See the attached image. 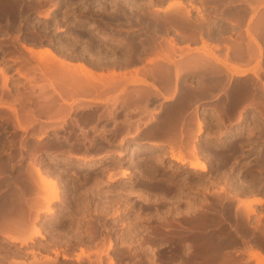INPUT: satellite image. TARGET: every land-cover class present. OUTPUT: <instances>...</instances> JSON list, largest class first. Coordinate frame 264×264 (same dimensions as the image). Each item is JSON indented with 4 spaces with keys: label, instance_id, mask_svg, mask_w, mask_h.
I'll return each mask as SVG.
<instances>
[{
    "label": "rangeland",
    "instance_id": "obj_1",
    "mask_svg": "<svg viewBox=\"0 0 264 264\" xmlns=\"http://www.w3.org/2000/svg\"><path fill=\"white\" fill-rule=\"evenodd\" d=\"M171 1L145 0V2L140 3V6L152 7L159 5L171 11L173 7H167ZM17 2H20L17 6L18 14H20L18 15L19 18L17 16L13 20L11 19L12 21H8L11 23L15 21L13 23H19V25L16 29L10 26L0 27V37L8 34L16 37L15 33L18 36L20 31L26 29L32 35H35L30 40V42L34 43H28L29 47L32 46L31 48L36 50L45 47L55 49L56 53L68 61L83 62L89 67L102 72H108L112 69L118 71V68L123 69V67L115 66L118 59L122 60L123 57L125 59L131 58L135 53L136 47L132 42L131 35L126 38V43H113V41L118 39L123 41L124 38L120 34H112L103 26L105 23L116 21V13L121 8L127 9L133 7L137 2L128 0H17ZM21 3L22 5L26 3L23 6L24 10L21 7ZM186 5L191 7L188 3ZM20 10L23 11L22 14ZM259 14V12L256 13L252 17V20L258 21L261 18ZM1 21L0 24L6 23V21ZM93 22L97 24L93 28L97 33L94 32L93 35H90L86 27L89 23ZM253 24L257 25L259 29V23ZM257 27L256 30H258ZM9 28L12 31H9ZM105 33L112 34V37H117L118 39L106 41L100 37V35H104ZM37 34L44 37L45 40L39 43L36 42ZM1 40L5 41L6 39L3 38ZM257 40L260 42L262 49H259L252 42L250 46L254 57L248 59L219 58L209 47L205 48V46L194 49L190 46L176 47V50L175 48L171 49L172 46L176 45L171 43L172 45L170 46L168 44L170 49L166 50L167 52L173 54L176 50V53L172 57L170 54L175 63L176 61L179 62L193 56L200 57V55L204 56L203 58H206V60L211 58V61L219 58L216 64L221 67L222 71H226L227 74L230 73L224 87L231 89L236 87V90L233 91L226 89L205 90V94L202 93L203 95L200 94L194 98H190L189 102L183 104V106V100H187V97L184 96L186 90L188 88L197 90L196 88H199L198 86L202 83L201 75L199 74L200 70L184 73L177 79L174 71L166 74L162 69L152 71L150 69L147 73L143 71V67L140 68L141 70L137 75L134 70L126 69V75L131 76L134 72L135 74L129 79L124 80L123 82L125 83H118L121 86L117 84L116 86L118 87L114 86L116 89L111 88L103 96L101 93L96 92L85 95L73 94L66 96L68 103L65 106L68 111L70 110V113L65 116L56 113V115L54 113L51 114L54 110L45 114L37 107V103L35 102L36 96L33 97L31 103L27 102V98L24 97L28 95V92L31 94L35 90V94H37L40 90L39 88H34L25 75L13 80L18 89L16 93L24 94L23 99L26 100V105L32 106L38 116L48 120L45 127L46 135H48L39 140L40 142L37 141L34 139L35 135L39 134L36 128L35 130L31 127L27 130L23 129L19 122V125L17 124L14 111L8 107L0 106V119H4L2 120L4 124L9 125V123L16 122L17 125L14 126L16 127L14 128L15 131L12 132V138L14 139H1L4 142V146L0 149V164H2L1 161L7 159L10 164L6 168H0V192L3 195L8 190L7 182L5 183L6 179L10 180V177L7 175L8 173L12 176L18 174L17 177L18 180L20 179V184L18 181L17 185H20V189L28 187V197H35L37 200L35 194L37 193L36 191L39 192V200H37L39 203L38 205L36 204L31 216L33 219L34 215L39 213L36 224L41 227L45 238L36 237L28 244L21 245L20 242L12 243L1 235L0 264H10L13 259L30 262L37 258L38 261H47L45 257L48 255L56 259L55 264H108L111 256L114 259L113 264H118L122 255H125L124 258L127 260L140 259L146 264L149 263L147 262L148 255L153 259L155 258V264H158V262L162 261V257H158V251L152 252L147 247L148 245L156 247L158 245L154 244V242L162 240L165 243H162L163 249L172 250V246H175V240H179L180 236L184 235L188 237L189 249L194 248L197 251L198 245H195V247L192 241L200 230L206 233L208 229L206 234H209L213 230L211 224H206V228L201 226L198 229L203 217L210 218L213 211L217 213L216 217L219 216L220 212L225 215L222 214L220 216L218 224L214 221L216 225L213 224L214 227L221 226L222 228L227 224L226 230H228L229 224H233L237 228H235L237 234H245L243 236V239H245L243 243L241 242V237L238 235V241L235 242L238 244L234 243L230 248H227L230 250L231 257L233 255L235 261L251 260L250 263L246 264H254V260L257 261L256 264H263L259 262L260 259L258 257H254L256 255L251 256L258 250L262 251V253L264 252V244L262 243L263 246L259 244L264 240V90H262L264 89L262 84L264 82V58L262 57L264 54V43L261 42L260 38ZM57 45H60V48H56L55 46ZM171 50L174 51L171 52ZM160 51L158 50V53H165V51ZM155 52L157 51L153 50L150 56H155ZM35 54L37 53L30 54L32 56L30 57L34 60V66L30 65L26 72L28 75L34 74L40 79L42 74L38 72L36 74L35 70L39 69L40 71L39 67H41L42 63L38 55L36 56ZM258 58L259 60H257ZM103 60H107L108 64H102ZM150 65L152 64L148 61L145 67ZM132 66L135 65H129L128 68ZM162 67L164 68L162 65L159 68ZM236 67L238 69L248 68L249 70L244 72L245 75H241L235 73ZM255 67H258V70ZM253 68L256 69V72L258 71L257 76L255 69L252 70ZM107 69L108 71H106ZM6 72L8 81L7 85H4L3 74L0 70V92L2 91L4 99L8 100L11 96L9 94L10 90L7 87H10L12 84V77L9 71L6 70ZM154 73L157 75H154ZM229 80L231 83H229ZM150 83L160 87L166 97L154 90ZM27 85L29 89H24ZM12 92L14 91L12 90ZM123 96L124 98L127 97L126 100ZM151 96L155 97L154 102H150L152 101L150 100ZM117 98L118 102H116ZM4 99L0 100V105H4L2 104L6 102ZM236 100L238 101L236 102ZM59 102L62 101L58 98L54 107L57 108ZM175 106L181 107L176 108ZM174 107L180 111L182 110L178 115L177 128L180 127L184 118L191 117V133L188 139L190 144L188 143V146L190 145V148L193 149L192 152L190 151L191 155L193 153L192 156L188 154L190 153L189 150L188 152L186 151L187 153L184 152V148L181 150L176 146L177 151L173 149L172 145L169 144L170 142L166 141V138L162 145H153L149 142L153 141L152 138H154V135H150V132L160 129L161 126L163 127V122L172 114L171 112ZM174 110L173 112H175ZM242 110L246 112V117L238 122V117ZM257 110H261V112ZM254 115L257 116L255 117ZM74 117L79 119L84 131H81L76 125L72 124L74 123V121L72 122ZM199 117H203L202 120L205 121L202 133H198L197 122ZM138 123L140 128L137 130ZM163 128H161L160 132H162ZM157 131L159 133V130ZM0 132L1 137L8 133L6 128ZM20 133L24 137L15 140V138L19 137ZM131 134H134V136H131ZM64 136L66 138H63ZM123 136L126 137V142L120 143V138ZM161 136L160 138L162 139L163 135ZM137 138H143L149 143L146 142L143 144L144 146L140 145L133 151ZM160 138H158L159 141L161 140ZM71 141H74V143H71ZM35 143L40 144L38 146ZM41 145L46 146L41 147ZM34 146H37L39 151L35 159L36 164L42 170V174H45V178L48 179L51 176L56 178L58 184L55 187L57 190L60 189L61 192L58 190L60 198L52 201V211L48 213L41 209H44L47 205L49 197L53 194L54 186L51 185V187L47 182L45 184L41 183L42 180H39L37 174L33 179L29 178V175L27 176L28 163L35 157L32 154ZM206 148L209 149V153H207L208 150H205ZM179 149L181 153H185V155L183 154L184 156L188 154L192 159L197 157L206 162L209 164V169L202 171L200 168H193L190 161L179 163L171 157L172 152L176 151L175 153H178L180 152ZM194 151L197 153H194ZM69 152L79 157H67ZM221 153L225 155H223V159L221 158ZM25 154L26 158L23 159ZM219 155L221 156L219 157ZM124 170L127 172L126 176H119ZM111 174H118V177L110 181L108 177ZM47 175L48 177H46ZM142 181L143 183L147 182V186L144 185L146 186L144 190ZM150 182L151 184H149ZM139 184L142 186V189L139 188ZM160 184L164 188H160ZM170 185H173L170 188L171 191L169 190ZM175 193H177L176 197ZM212 194H216L215 199L217 200H214ZM220 194H222L223 199ZM229 194L234 198L232 199ZM176 198L177 201L175 200ZM255 198H261L262 202L253 201L252 207L254 212L250 216H246L244 214L245 205L241 200H254ZM218 206L221 209L216 210ZM223 206H227V210ZM241 210H244V212ZM34 212L36 213L34 214ZM226 215L231 218L229 219ZM200 217L202 220H199ZM181 220L184 221L181 222ZM240 220L244 223H241ZM188 222L190 227L185 226ZM237 223L241 224L238 225ZM242 225L244 228L240 227ZM193 226L194 228H191ZM251 228L257 230L254 231ZM258 230L263 231L262 236H259L261 239L257 236V234L260 235L258 233L260 231ZM6 232L23 239L29 234L30 230L21 232L6 230ZM191 233L194 235V238ZM110 242L112 243L111 246L109 245ZM191 244H193V247ZM256 244L260 246L257 245L258 248H255L257 247ZM243 245H248L246 247L250 249L248 253L239 247ZM82 248L88 251L91 249L93 251L102 250V252L99 256H96L98 254L97 251L92 253V255L90 253L91 261L88 260L90 257L85 256V254L81 256L83 260H77V254L81 253ZM56 249L59 251L58 256L55 253ZM31 250L34 251L32 252L37 256L36 258L33 257ZM64 252L69 255V259L62 257V253ZM192 258L194 257H190L189 260ZM37 264L40 263L38 262Z\"/></svg>",
    "mask_w": 264,
    "mask_h": 264
},
{
    "label": "bare ground",
    "instance_id": "obj_2",
    "mask_svg": "<svg viewBox=\"0 0 264 264\" xmlns=\"http://www.w3.org/2000/svg\"><path fill=\"white\" fill-rule=\"evenodd\" d=\"M91 1H93V0H91ZM128 1H134L135 3H136V1L135 0H128ZM150 1V0H149ZM153 1V0H152ZM133 2V3H134ZM187 2V1H186ZM20 3V2H19ZM19 3L17 2V0H0V22H2L1 20H3V21H6V23H11V22H9L8 20H13L15 17H17L18 15H20V14H18V10H17V6L19 5ZM24 3V2H23ZM154 3V2H153ZM26 4V3H25ZM25 4H23L22 5V3H21V7H22V9H23V6L25 5ZM147 4H149L148 2H147ZM159 4V3H158ZM162 4V3H161ZM187 3H185V1L184 0H172L171 2H169V4H168V6L167 7H173V10H171V11H169L168 9H165L166 11V13H168V12H170L171 13V18L172 19H174V20H176V21H178V22H186V24L188 23V21H190L191 20V16L190 15H192L191 14V10L192 9H190V7L189 6H187L186 5ZM189 4V3H188ZM154 5V4H153ZM192 5V4H191ZM29 6V5H28ZM133 6V5H132ZM156 7H158V9L156 10L157 12H159L160 11V6L158 5V6H156ZM28 9V8H27ZM122 9V8H121ZM120 9V10H121ZM130 9V8H129ZM128 8L126 9V10H129ZM24 10V9H23ZM21 11V10H20ZM26 11V10H25ZM22 12L23 11H21L20 13L22 14ZM119 12V11H118ZM108 15V14H107ZM115 15V14H114ZM110 16V15H109ZM18 18H19V16H18ZM21 18H22V16H21ZM11 20V21H12ZM19 20V19H18ZM13 22H15V21H13ZM12 22V23H13ZM191 23H192V20L190 21ZM190 22H189V24H190ZM259 23V25L258 26H260V25H264V17H262V18H260L258 21H257V24ZM263 23V24H262ZM15 24H17V23H14V25ZM112 24H114V23H105V25L103 26L105 29H107L108 31H110L112 34H120L121 36H122V38H124V40L122 41V40H120V39H118L117 37H112L111 35L112 34H104V35H100V37L101 38H103V39H105L106 41L107 40H109V39H118V40H115V41H113V43H118V44H121L122 42H124V43H126L127 42V40H126V38L124 37V35H123V32L122 33H116V32H114V30L111 28V26H112ZM180 24H182V23H180ZM188 24V25H189ZM192 25H194V23H192ZM97 26V24L96 23H89V25H87V27H86V29H87V31H88V33H90V35H93V33L95 32V33H97V31H94L93 30V28H95ZM14 26L12 25L11 26V28H13ZM187 27V26H186ZM189 27V26H188ZM11 28H9V29H11ZM2 29V28H1ZM14 29V28H13ZM257 29H258V27H257ZM259 29H260V27H259ZM26 30V29H25ZM95 30H98V29H95ZM131 30V29H130ZM10 31V30H9ZM14 31V30H13ZM28 31V30H27ZM132 31V30H131ZM134 32V31H133ZM133 32H131V33H133ZM7 33V32H6ZM9 33V32H8ZM29 33H30V35L32 36V37H35V35H32L31 34V32L29 31ZM127 33H128V31H127ZM134 34V33H133ZM125 35H128V34H125ZM130 35V34H129ZM135 35H136V33H135ZM135 35L133 36L132 34H131V36H132V39L135 37ZM20 36V35H19ZM120 36V37H121ZM16 37H17V35H16ZM92 37V36H91ZM258 39V38H257ZM256 39V37H253L252 36V38H251V40H253V42L255 43V45H257V47H259V49H262L261 47V45H260V42L258 41ZM133 40H135V39H133ZM1 41V43L2 42H5V41H2V40H0ZM49 41H51V40H49ZM133 42V41H132ZM52 43V42H51ZM134 43H135V41H134ZM206 43V42H205ZM32 44V43H31ZM54 44V43H53ZM57 44H59V43H57ZM173 44V43H172ZM171 43H170V46L172 45ZM36 45V44H35ZM174 45H176L175 43H174ZM208 44H205L204 46H205V48L206 47H208L207 46ZM48 46V45H47ZM52 46V45H51ZM54 46V45H53ZM32 47V46H31ZM31 47H29L28 46V44H26V48H27V50H28V52L30 51V53L29 54H32V53H37V54H35L36 56L38 55V58L40 59V61H41V67H39L40 68V71H39V69H37V71L35 70V73L36 72H38L39 74H42V77L40 76V79L39 78H37V76L36 75H28L27 74V72H25L24 73V75L26 76V78L30 81V84L35 88H39V90H40V92H37V94H35V90L33 91V92H31V94L28 92V95H25V97H24V94H21V93H14V92H12V90L10 89V87L8 86L7 88L10 90V99H8V100H6V99H4V95H3V92L1 91L0 92V100H3L4 99V101H6V102H4V103H2V104H4V105H0L1 107H8L9 109H11L12 111H14V114H15V117H16V122H17V124H18V122H19V124H20V126H22L23 127V129H29L30 127L31 128H33V130H35V128L39 131L38 133L39 134H37V135H35V138L34 139H36L37 141H39V140H42L45 136H47L46 135V124L48 123V120L47 119H44V118H42V117H40V116H38L37 114H36V111H35V109L32 107V106H28V105H26V100H24L23 99V97L24 98H27V102H29V103H31L33 100V97L34 96H36V98H35V102L37 103V107L40 109V110H42L45 114H48L50 111H53L54 110V112H51V114L52 113H56V114H60V115H63V116H65V115H68L69 113H70V110L68 111L67 109H66V106H65V104H67L68 103V101H67V98H66V96H68V95H73V94H81V95H85V94H88V93H93V92H96V93H101L102 94V96H103V94L104 93H106V92H108L111 88H115L116 89V87H118L120 84H122V83H125V82H123L124 80H126V79H129L132 75H134L135 74V72H136V74L141 70L140 69V67H136L135 69H133L135 72L134 73H132V75L130 76H128V75H126V73H125V71H117V70H115V69H112V70H109L108 72H102V71H98V70H96L95 68V70L93 69V68H91V67H89L88 65H86L85 63H83V62H71V61H68V60H66V59H64L63 57H61V55H59L58 53H56L53 49H51V48H49V47H45V48H43V49H39V50H36V49H34V48H31ZM60 48V45H57V48ZM135 47L137 48V46H136V43H135ZM54 48V47H53ZM164 48L165 47H163V49L160 51V52H162V51H165V53H158V50H155V51H157V52H155L156 53V55L154 56H151L150 58H149V61H150V63L152 64V65H150V66H147V67H145V68H143V71H146L147 73L150 71V69H151V71L152 70H155V69H158V70H163V72L164 73H166V74H170L172 71H174L175 72V75H176V78L178 79L179 77H181L184 73H190V72H195V71H197V70H200V75H201V79H202V83L198 86L199 88H196L197 90H195L194 88H188V90H186V93L184 94V96H186L187 97V100H183V102H182V106H183V104H185V103H188L189 102V99L190 98H194V97H196L197 95H203V94H205L204 92H206V91H212V90H214V89H221V90H223V89H226V90H236L235 88H229V87H224V86H226L225 85V83H226V81H227V79H229V74H227L226 73V71H222L221 70V67L220 66H218V64H216V62H218V59H215V60H213V61H211L210 59H208V60H206V58H203L204 56H202V55H200V57H198V56H190V57H192V58H187V59H184V60H181V61H176V63L172 60V56H173V54L174 53H176V50H177V48H176V46H172L171 47V49L172 48H175L176 50H175V52H173L172 50H171V52H173V54H171L170 52H167L170 48L168 47H166L165 48V50H164ZM59 50V49H58ZM57 50V51H58ZM137 50H138V48H137ZM136 49H135V51H137ZM167 50V51H166ZM261 52V51H260ZM206 53V52H205ZM170 54H171V57H170ZM207 54V53H206ZM92 56V55H91ZM202 56V57H201ZM216 56V55H215ZM252 56H253V54L251 55V58H252ZM32 57V56H31ZM133 57V56H132ZM131 57V58H132ZM217 57V56H216ZM254 57V56H253ZM130 57L129 58H127V59H125V57H123L122 58V61H125V62H128L130 59H131ZM213 59V58H212ZM119 60V59H118ZM132 60V59H131ZM221 60V59H220ZM257 60H259V58L257 59ZM30 61H31V63H30V65H32V67L34 66V63H33V59L32 58H30ZM160 61H162V62H160ZM108 61L107 60H103L102 61V64L103 63H105V64H108L107 63ZM119 62H120V60H119ZM132 62V61H131ZM220 62V61H219ZM221 62H222V60H221ZM258 62V61H257ZM174 63V64H173ZM126 64V63H125ZM129 64V63H128ZM130 64H132V63H130ZM164 66V68L162 67V68H159L160 66ZM30 67V66H29ZM28 67V68H29ZM235 67V66H234ZM4 68V67H3ZM255 68H257V70H258V67H255ZM255 68H253L252 70H254ZM145 69V70H144ZM1 71H2V74H3V78H4V85H7V81H8V75H7V72H6V69L4 68V69H2V67H1V69H0ZM247 70H249L248 68L247 69H244V68H240V69H238L237 67L235 68V73H239V74H241V75H245L244 74V72L245 71H247ZM142 71V72H143ZM259 71H260V68H259ZM254 72V71H253ZM258 72V71H257ZM256 72V69H255V73H256V76H257V73ZM247 73V72H246ZM37 74V73H36ZM39 74H38V77H39ZM139 74V73H138ZM137 74V75H138ZM145 74V73H144ZM145 75H147V74H145ZM154 75H157V74H155L154 73ZM233 75V74H232ZM259 76V75H258ZM139 77V76H138ZM143 78V77H142ZM261 79V78H260ZM263 79V78H262ZM142 80V79H141ZM262 81V80H261ZM121 82V83H120ZM131 82V81H130ZM133 82V81H132ZM247 82V81H246ZM118 83H120V84H118ZM229 83H231L230 82V80H229ZM261 83V82H260ZM26 84V83H25ZM118 84V86H116ZM151 84V83H150ZM263 84V86H264V82L262 83ZM229 85V84H228ZM26 86V85H25ZM114 86H116V87H114ZM121 86V85H120ZM232 86V85H231ZM260 86V85H259ZM262 86V87H263ZM151 87L154 89V90H156V91H158L160 94H162V95H164L163 93H162V90H161V88L160 87H158V86H156V85H154V84H151ZM258 87V86H257ZM261 87V88H262ZM26 88H28V85H27V87ZM254 88V87H253ZM29 89V88H28ZM259 89H260V87H259ZM206 90V91H205ZM225 90V91H226ZM262 90H264V89H262ZM175 91H176V86H175ZM228 92V91H227ZM231 92V91H230ZM22 93H24V92H22ZM203 93V94H202ZM223 93V92H222ZM226 93V92H225ZM35 94V95H34ZM228 94H229V92H228ZM108 95V94H107ZM225 95H227V94H225ZM114 96V95H113ZM116 96V95H115ZM125 96V95H124ZM124 96H123V98H124ZM127 96V95H126ZM183 96V95H182ZM228 96V95H227ZM226 96V97H227ZM107 97V96H106ZM109 97H110V94H109ZM117 97V96H116ZM164 97H166L165 95H164ZM225 97V98H226ZM61 99V101L62 102H59L58 103V107L56 108V107H54V105L57 103V99ZM105 98V97H104ZM119 98V97H118ZM118 98H117V101L116 102H118L119 100H118ZM122 98V99H123ZM126 98L127 97H125L124 99L126 100ZM168 98V97H167ZM183 98V97H182ZM255 98V97H254ZM110 99V98H109ZM229 99V98H228ZM106 100H108V99H106ZM114 100V99H113ZM226 100V99H225ZM233 100V99H232ZM240 100H243V99H240ZM255 100V99H254ZM254 100L252 101V104H253V102H254ZM238 100H236V102H237ZM256 101V100H255ZM102 102H103V100H102ZM106 102V101H105ZM226 102V101H225ZM232 102H234V101H232ZM240 102V101H239ZM238 102V103H239ZM20 103V104H19ZM110 103V102H109ZM112 103V102H111ZM221 103V102H220ZM230 103V102H229ZM16 104H17V106H16ZM20 106H19V105ZM114 104V103H113ZM188 105V104H187ZM208 106V105H207ZM206 106V107H207ZM216 106V105H215ZM176 107V106H175ZM175 107H174V109H175ZM179 108L181 107V106H178ZM178 107H176V108H178ZM172 109V114L169 116V118H167L164 122H163V127L161 126V128H163L162 129V132H160V130H161V128L160 129H155L156 130V132H155V130L154 131H151L150 132V135H154V138H152L153 139V141L151 140V141H149L150 143H152L153 145H159V144H161L162 145V143H164V139L166 138V141H169L170 143L169 144H171L172 145V147H173V149H175L176 150V146L177 147H179L181 150L183 149V151L184 152H188V150H189V152L191 151L192 152V148H190L191 146L189 145L188 146V143H189V135H190V133H191V122H192V120L190 119L191 117L190 116H188V115H186V116H188V118L186 117V118H184V120L181 122V125H180V127L179 128H177L176 126H177V119H178V115H179V112H182V110L180 111L179 109ZM184 109V108H183ZM211 109V108H210ZM212 109H213V107H212ZM173 110L175 111V112H173ZM217 110V109H216ZM247 110V109H246ZM114 111V110H113ZM167 111H170V110H167ZM166 111V112H167ZM209 111V110H208ZM257 111H260L261 112V110H257ZM212 112H213V110H212ZM218 112V111H217ZM220 112V111H219ZM203 113V112H202ZM246 112H244V110H242L241 112H240V114H239V117H238V122H240V121H242L243 119H244V117H246L245 114ZM263 113V112H262ZM261 113V114H262ZM55 114V115H56ZM110 114H111V112H110ZM109 114V115H110ZM169 114V113H168ZM197 114V113H196ZM215 114H217V113H215ZM220 114V113H219ZM255 114V113H254ZM264 114V113H263ZM112 115V114H111ZM192 116H193V114H191ZM218 115V114H217ZM221 115V114H220ZM219 115V116H220ZM255 116V115H254ZM257 116V115H256ZM255 116V117H256ZM261 116H263V115H261ZM196 118H197V116H196ZM205 118V117H204ZM220 118H221V116H220ZM219 118V119H220ZM203 119V117L201 118V117H199L198 118V122H197V120H196V122L198 123V133H202V131H204V126H205V121L204 120H202ZM222 119V118H221ZM2 120H4V119H2ZM1 119H0V131H3V129H4V126L3 125H5L4 124V121H2ZM74 121V123H72L73 125H76L81 131H84V128L81 126V124H80V122H79V119L78 118H76V117H74L73 119H72V122ZM16 122L14 123H11V126H17L16 125ZM18 124V125H19ZM13 126V129L14 128H16V127H14ZM140 125H139V123L137 124V127H136V129L138 130L140 127H139ZM1 128H2V130H1ZM157 130H159V133H158V131ZM85 131H86V129H85ZM129 132V131H128ZM0 135H1V132H0ZM148 135V134H147ZM161 135H163V140L160 138V136ZM131 136H134V134H131ZM156 136V137H155ZM159 136V137H158ZM160 138L161 140L159 141V139L158 138ZM162 137V136H161ZM63 138H66L65 136L63 137ZM155 138H157L156 140H154ZM1 139H3L1 136H0V149H2V147L4 146V142L3 141H1ZM188 140V141H187ZM227 140V139H226ZM44 141V140H43ZM217 141V140H216ZM40 142V141H39ZM42 142V141H41ZM124 142H126V137L125 136H123V137H121L120 138V143H124ZM146 142H148L147 140H145V139H140V138H137V140H136V146L133 148V151L135 150V149H137L140 145L142 146L144 143H146ZM148 142V143H149ZM218 143V142H217ZM35 144H38V143H35ZM40 144V143H39ZM39 144H38V146H39ZM190 144V143H189ZM174 145V146H173ZM42 146H46V145H41V147ZM144 146V145H143ZM194 147V146H193ZM46 148V147H45ZM186 148V149H185ZM179 149V150H180ZM43 150H45L44 148H43ZM49 150V149H48ZM175 150H173V151H175ZM181 150H180V152H178V153H173L172 152V156L171 157H173V159H175V160H177L179 163H185V162H188V161H190L191 162V167H193V168H200L202 171H207L208 169H209V164H207L206 162H204V161H202V160H200L199 158H195L194 157V159H192L191 158V156L193 155V153H192V155H191V152L190 153H188L189 155H191V156H189L188 154L186 155V156H184L185 155V153L183 152V153H181ZM196 150H198V149H196ZM205 150H208V152L207 153H209V149H205ZM211 150V149H210ZM217 150V149H216ZM51 151V150H50ZM186 152V153H187ZM196 151H194V153H195ZM206 152V151H205ZM216 152V151H215ZM38 153H39V151H38V149H37V146H34V148H33V152H32V154H33V156H35L34 157V159H30L31 161H29V163H28V173H27V176L29 175V178H34V177H36L37 175H38V177H39V180L41 179L42 181H41V183H46L47 182V184L49 183L50 184V186L52 185V186H54V191H53V194L51 195V197H49V199H48V202H47V205L44 207V209L42 208L41 210L42 211H46L47 213L48 212H51L52 211V201H54V200H58L59 198H60V196H59V193H58V190H59V192H60V189H58L57 190V186H56V184H58L57 183V181H56V178H53L52 176H51V178H45V174L43 173L42 174V170L40 169V167L36 164V162H35V159H36V157H37V155H38ZM44 153V152H43ZM59 153V152H58ZM197 153V152H196ZM213 153V152H212ZM218 153V152H217ZM216 153V154H217ZM220 153V152H219ZM105 154V153H104ZM184 154V155H183ZM214 154V153H213ZM222 154V153H221ZM226 154V153H225ZM61 155V154H60ZM65 155V154H64ZM101 155V154H100ZM99 155V156H100ZM215 155V154H214ZM213 155V156H214ZM223 155L224 154H222V156L221 155H219V157L221 156V158L223 157ZM74 156H78V155H76V154H72V152L70 153L69 152V154L67 155V157H74ZM196 156V155H195ZM225 156V155H224ZM63 157H65V156H63ZM79 157V156H78ZM189 157V158H188ZM209 157V156H208ZM218 157V156H217ZM210 158L212 159V157H211V155H210ZM223 159V158H222ZM222 159H220V160H222ZM220 160H219V162H220ZM2 162V164H0V168H6L7 166H9V161H8V159L7 160H5V161H1ZM222 162H224V161H222ZM26 173V172H25ZM37 174V175H36ZM126 174H127V172H126V170H124V171H122V173H120V175L119 176H122V177H125L126 176ZM9 177H10V180H8V179H6L5 180V183H6V185L8 186L7 187V191L2 195L1 194V192H0V236L1 235H3L4 237H6L7 239H9L10 240V242H12V243H16V242H20V244L21 245H25V244H28L30 241H33L34 240V238H36V237H40V238H45V234L43 233V231L41 230V227L40 226H38L37 224H36V220H38V217H39V213L38 214H35L36 212H34V218L32 219V214H33V211H34V209H35V207H36V204L38 205V201L37 200H39V192L38 191H36L35 193L37 194H35V196L37 197V200L35 199V197H28L27 196V193H28V187L26 188L25 186V188L22 190V189H20L21 187H19L18 185H17V182L19 181V184H20V179L18 180V174L17 175H15V176H12L10 173H8L7 174ZM36 175V176H35ZM46 177H48V175L46 176ZM118 177V174L116 175V174H111V175H109V177H108V180H110V181H113V180H115L116 178ZM140 182V181H139ZM136 183V182H135ZM138 183V182H137ZM142 183H143V181H142ZM179 183H181V182H179ZM141 184V183H140ZM139 184V185H140ZM149 184H151V182L149 183ZM148 184V186H150ZM21 185H23V184H21ZM134 185V184H133ZM144 185H146L147 186V182L145 183H143V186ZM177 185V184H176ZM49 185H48V187H50ZM51 186V187H52ZM56 186V187H55ZM146 186H144V188H143V190L145 189V187ZM168 186V185H167ZM171 186V185H170ZM174 186H175V184H174ZM179 186V185H178ZM177 186V187H178ZM142 186L140 185L139 186V188H141ZM164 188L163 187V185L161 186V184H160V188ZM173 187V185L171 186V187H169V190H170V188H172ZM147 188H149V187H147ZM166 188H168V187H166ZM174 188H176V187H174ZM173 188V189H174ZM179 188V187H178ZM142 189V188H141ZM180 189H182V188H180ZM240 189V188H239ZM53 190V189H52ZM142 190V191H143ZM148 190V189H147ZM152 190V189H151ZM175 190H177V189H175ZM238 190V189H237ZM158 191V190H157ZM171 191V190H170ZM180 191V190H179ZM217 191V190H216ZM233 191V190H232ZM148 192V191H147ZM165 192V191H164ZM173 192V191H172ZM211 192V191H210ZM220 192H221V190H220ZM234 192V191H233ZM61 193V192H60ZM163 193V192H162ZM166 193H167V191H166ZM213 193V192H212ZM238 193V192H237ZM157 194V193H156ZM176 194L177 193H175L174 195H175V197H176ZM231 194V193H230ZM229 194V195H230ZM239 194V193H238ZM150 195V194H149ZM152 195V194H151ZM161 195V194H160ZM165 195V194H164ZM168 195V194H167ZM213 195V194H212ZM221 195V197H222V199H223V196H222V194H220ZM234 195V194H233ZM163 196V195H162ZM214 196V200H217V199H215L216 198V194L215 195H213ZM161 197V196H160ZM179 197V196H178ZM230 197H231V195H230ZM237 197H238V195H237ZM226 198H227V196H226ZM225 198V199H226ZM232 198V197H231ZM234 198V197H233ZM232 198V199H233ZM35 199V200H34ZM231 199V200H232ZM176 201H177V198L175 199ZM227 200V199H226ZM225 200V201H226ZM228 200H229V198H228ZM174 201V200H173ZM203 201V200H202ZM233 201V200H232ZM253 201H257V202H262V199L261 198H255L254 200H241V202L245 205V208H244V210H245V215L246 216H250V214L252 213V212H254V209H253V207H252V202ZM206 202H208V201H206ZM214 202V201H213ZM212 202V204H214ZM217 202V201H216ZM209 203L211 204V202L209 201ZM218 203V202H217ZM231 203V202H230ZM215 205H216V203H215ZM212 206V205H211ZM228 206V205H227ZM226 206V207H227ZM215 207V206H214ZM217 207V206H216ZM220 206H218V208L216 209V210H219V209H221V208H219ZM223 207H225V206H223ZM222 207V208H223ZM225 207V208H226ZM200 208V207H199ZM204 208V207H203ZM228 208V207H227ZM227 208H226V210H227ZM212 209V208H211ZM210 209V210H211ZM40 210V209H39ZM40 210V211H41ZM158 210V209H157ZM206 210V209H205ZM204 210V211H205ZM209 210V209H208ZM235 210V209H234ZM244 210H241V211H243L244 212ZM221 211V210H220ZM212 212V211H211ZM223 212V211H222ZM236 212V211H235ZM218 213H219V211H218ZM216 212H212V216L210 217V218H207V217H203V220L201 219V217L199 218V220H202V222L200 223V226H198L197 228L198 229H200L201 228V226H203V227H207V225L206 224H208V225H210L211 224V227H214L213 226V224H214V221H216L215 223H217L218 222V220L220 221V216H222V214L223 213H219V216L218 217H216ZM227 214V213H226ZM229 214H230V212H229ZM210 215V214H209ZM224 215V214H223ZM228 215V214H227ZM226 215V216H227ZM236 215H238V214H236ZM235 215V216H236ZM225 216V215H224ZM242 216H243V214H242ZM245 216V217H246ZM228 217V216H227ZM227 217H225V218H227ZM244 217V216H243ZM229 218V217H228ZM228 218L226 219V220H228ZM231 218V217H230ZM229 218V219H230ZM239 218V217H238ZM238 218H237V220H238ZM185 219V218H184ZM186 220V219H185ZM224 220V219H223ZM225 220V221H226ZM232 220H233V218H232ZM234 220H235V218H234ZM242 220V219H241ZM240 220V221H241ZM184 220H181V222H183ZM187 221V220H186ZM229 221V220H228ZM236 221V220H235ZM176 222V221H175ZM178 223H179V221H177ZM195 222V221H194ZM223 222V221H222ZM187 223V222H186ZM186 223H184V224H186ZM219 223V222H218ZM217 223V224H218ZM221 223V222H220ZM230 223H231V220H230ZM241 223H244V222H242L241 221ZM241 223H239V224H241ZM224 224V223H223ZM226 224V223H225ZM235 224V223H234ZM238 224V223H237ZM238 224V225H239ZM204 225H206V226H204ZM215 225V224H214ZM220 225V224H219ZM238 225H237V227H238ZM174 226V225H173ZM180 226V225H179ZM185 226H189V222H188V224H186ZM216 226V225H215ZM225 226V225H224ZM226 226H227V224H226ZM226 226L225 227H222L221 228V226H217V227H215V229H213L212 231H210L209 232V234H206L207 233V230H206V233L204 232V233H199L198 231V233H196V234H198V235H196L195 234V232H194V230H193V232H194V234L197 236H195V241L193 240H191L190 239V237H192L193 236V238H194V235L192 234V236L190 235V237H189V239L193 242V244H194V246L196 245H198V250L196 251L194 248L193 249H189V243H188V240H187V242H186V247H183V246H180V244L183 242V241H185V239H187L188 237H186V236H180V239L179 240H175V246H173V249H172V253H173V256L176 258V259H178L179 257H181L182 255H183V251H184V254H185V251L187 252L186 253V257H183V259H187V260H189L190 259V257H194V258H192L191 260H189V261H195L196 259H198L199 257H203L206 261H208V262H212V263H218V262H220V264H224L225 262H227L228 260H232L233 259V255H232V257H231V253H230V251H226L227 250V248L229 247L230 248V246L231 245H234V243L236 242V241H238V235L239 234H237V231H236V226H233V224L232 225H230L229 224V228H227L228 230H226ZM246 226V225H245ZM176 227V226H175ZM190 227V226H189ZM228 227V226H227ZM240 227H243V225L242 226H240ZM180 228V227H179ZM185 228V227H184ZM183 228V229H184ZM188 228V227H187ZM191 228H194V226L193 227H191ZM236 228V229H235ZM239 228V227H238ZM244 228V227H243ZM246 228V227H245ZM195 229H196V227H195ZM241 229V228H240ZM254 229V228H253ZM252 228H251V230H253ZM262 229V228H261ZM260 229V230H261ZM6 230H13L14 232H21V231H25V230H30V232H29V234L25 237V238H23V239H21V238H19V237H17L16 235H14V234H9V233H7L6 232ZM188 230V229H187ZM257 229H254V231H256ZM260 230H258V231H260ZM189 231V230H188ZM247 231V230H246ZM182 232V231H181ZM240 232V231H239ZM249 232H251V231H249ZM184 233V232H183ZM186 233V232H185ZM258 233H260V235H258L257 234V236L259 237V236H262L261 234L263 233V231L261 232H258ZM187 234V233H186ZM241 235V234H240ZM239 235V236H240ZM245 235V234H244ZM247 235V234H246ZM264 235V234H263ZM174 236H176V235H174ZM189 236V235H188ZM249 236H250V233H249ZM253 236V235H252ZM255 236V235H254ZM256 236V238H258ZM173 237V236H172ZM174 238V237H173ZM178 238V237H177ZM256 238H255V240H256ZM260 239H261V237H259ZM176 239V238H175ZM263 239H264V236H263ZM262 239V240H263ZM161 240V239H160ZM166 240V239H165ZM259 240V239H258ZM173 241H174V239H173ZM173 241H172V243H173ZM191 241H189V242H191ZM257 241V240H256ZM261 241V240H260ZM264 241V240H263ZM260 242L259 244H264V242ZM159 242V241H158ZM169 242V241H168ZM163 242H162V240L157 244L158 246H156V247H159V245H161ZM195 243H198V244H195ZM257 243V242H256ZM163 244H165V243H163ZM193 244H191V246L193 247ZM235 244H238V243H235ZM259 244H256V246L257 245H259ZM263 244H262V246H263ZM109 245L111 246L112 245V243L110 242L109 243ZM170 246H171V244H169ZM179 245V246H178ZM195 246V247H196ZM255 246V245H254ZM253 246V247H254ZM260 246V245H259ZM191 247V248H192ZM252 247V246H251ZM86 248V247H85ZM255 248H258V246L257 247H255ZM261 248V247H260ZM262 249V248H261ZM192 250H195V251H193V252H191ZM33 250H31V252H32ZM55 251V250H54ZM88 250H85V249H81V253H79V254H77V260H79V259H81V260H83L82 258H81V256L83 255V254H85V256H87V257H90V253H91V255H92V253H94L95 251H97V253L98 254H96V256L98 255L99 256V254L101 255V252H102V250L101 251H98V250H89L88 252H87ZM92 251V252H91ZM153 251H154V253H155V250L153 249ZM253 251V250H252ZM256 251V250H255ZM34 252V251H33ZM33 252H32V254H33ZM55 253H56V255L58 256V254H59V251L56 249V251H55ZM264 253V252H263ZM262 253V251H260V250H258V251H256V253L254 252L251 256H254V255H256V256H254V257H258L259 259H260V263H263L264 264V254ZM251 254V253H250ZM14 255H15V253H14ZM13 255V256H14ZM16 255H18V254H16ZM46 256V255H45ZM85 256H83V257H85ZM17 257V256H16ZM33 257H37L36 255H34L33 254ZM56 257V256H55ZM62 257L64 258V259H69V255L66 253V252H64V253H62ZM100 259H101V257H99ZM150 258H152V257H150ZM257 258V259H258ZM45 259H47V261L45 260H43V261H38L37 260V258L36 259H34L33 261H30V262H25V260L24 261H22V260H12V262L10 263V264H37L38 262L41 264H55V261H56V259L55 258H52V257H49V255L48 256H46L45 257ZM100 259H98V260H100ZM153 259V258H152ZM258 259V260H259ZM35 260H37V261H35ZM40 260V259H39ZM80 260V261H81ZM88 260H92L91 259V257H90V259L88 258ZM113 262H114V259H113V256H111L110 257V264H113ZM258 262V263H259ZM108 263V264H109ZM57 264V263H56Z\"/></svg>",
    "mask_w": 264,
    "mask_h": 264
},
{
    "label": "flooded vegetation",
    "instance_id": "obj_3",
    "mask_svg": "<svg viewBox=\"0 0 264 264\" xmlns=\"http://www.w3.org/2000/svg\"><path fill=\"white\" fill-rule=\"evenodd\" d=\"M135 1L138 4L136 3L135 6L130 7V9L128 8L129 10L124 8L121 9L116 13L117 20L110 22L114 23L111 26L114 32H123L125 38L130 37L131 34L134 36L136 33L133 38L135 40L131 39L133 43L135 41L138 50L136 48L137 51H135L133 57L131 58L132 60L130 59L128 62H125L120 59V62L119 60L117 61L115 66L123 67V69L118 68V71H126V69L133 70L136 67L145 68V65L151 57L150 53L153 50H162L163 47H168V44L170 43H175L178 48L186 46L201 48L205 44H208L207 46L219 58L223 59H248L251 58L252 54L254 56L250 46L253 42V40H251L252 36L260 38L261 42L264 43V25H260V29L256 30L257 25L255 26L253 23H257V20H252V17H254L258 12L260 13L259 15H261V18L264 17V6H260V3L264 0H184L191 6V20L194 25L190 22L191 20L186 24V22H178L172 19L171 13L165 12L166 8L161 7L160 11L157 12L156 10L158 7L156 6H140V3L145 2V0ZM12 25L14 26L13 28L16 29L19 23L15 25L14 23H1L0 27H11ZM10 31H12V29H10ZM15 35L17 34L15 33ZM3 38L7 41L2 43L0 42V67H4L7 71H9V74L12 77L10 89L16 94V90L18 89L15 86V81L13 80L18 79L19 77H24V73L30 66L31 55L26 48V44L34 43L30 42V40L34 37L30 35L29 31L24 30L19 32L17 38L14 35L9 34L0 37V40ZM43 40H45L44 37L38 36L36 42L39 43ZM55 47L57 48V46ZM262 57L264 58V54ZM133 64L135 66L128 68L129 65ZM106 71H108V69ZM25 88L26 87H24V89ZM154 98V96H151L150 100L152 101L150 102H154ZM3 126L6 128L8 133L3 135L2 138H9V140L14 139L12 138V132L15 131L12 128L14 125L11 126L9 123V125L5 124ZM23 137L24 135L20 133L19 137L15 138V140H19ZM71 143H74V141H71ZM24 150H26V148H24ZM25 158L26 154L23 159ZM212 229H215V227ZM199 233L202 234L204 231L200 230ZM243 236L244 235H240L242 243L245 240L243 239ZM186 242L187 239H185L180 246L186 247ZM158 243L159 242H154L156 245ZM250 245L252 244L250 243ZM147 247H149L152 252H154L153 249L158 251V257H162V261L158 262V264H220V262L210 263L203 257H199L195 261L183 259V257L187 256L186 251L185 254L183 251V255L176 259L173 256L172 250H164L162 244L157 248L151 245H148ZM239 247L244 249L247 253L250 250L249 248H246L248 245ZM226 251L230 250L227 249ZM124 257L125 255L120 257L118 264H146L140 259L130 261ZM147 257V262H149L148 264L156 263L155 258L152 259L150 258L151 256L148 255ZM250 262L251 260L246 259L238 261L232 259L228 260L224 264H246ZM253 263L256 264L257 261L254 260Z\"/></svg>",
    "mask_w": 264,
    "mask_h": 264
},
{
    "label": "crops",
    "instance_id": "obj_4",
    "mask_svg": "<svg viewBox=\"0 0 264 264\" xmlns=\"http://www.w3.org/2000/svg\"><path fill=\"white\" fill-rule=\"evenodd\" d=\"M260 6H264V1L262 3H260ZM191 48H193V47H191ZM194 48H196V47H194Z\"/></svg>",
    "mask_w": 264,
    "mask_h": 264
}]
</instances>
